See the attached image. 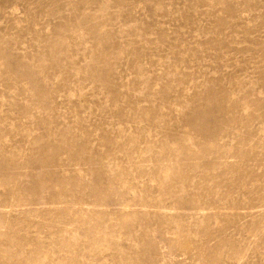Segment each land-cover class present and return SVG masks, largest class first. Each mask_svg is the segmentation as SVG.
I'll return each mask as SVG.
<instances>
[{"label": "rangeland", "instance_id": "374dc122", "mask_svg": "<svg viewBox=\"0 0 264 264\" xmlns=\"http://www.w3.org/2000/svg\"><path fill=\"white\" fill-rule=\"evenodd\" d=\"M0 264H264V0H0Z\"/></svg>", "mask_w": 264, "mask_h": 264}, {"label": "bare ground", "instance_id": "6f19581e", "mask_svg": "<svg viewBox=\"0 0 264 264\" xmlns=\"http://www.w3.org/2000/svg\"><path fill=\"white\" fill-rule=\"evenodd\" d=\"M218 100V99H217Z\"/></svg>", "mask_w": 264, "mask_h": 264}]
</instances>
